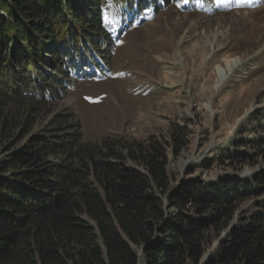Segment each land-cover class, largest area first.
Wrapping results in <instances>:
<instances>
[{
	"label": "trees",
	"instance_id": "16d2710c",
	"mask_svg": "<svg viewBox=\"0 0 264 264\" xmlns=\"http://www.w3.org/2000/svg\"><path fill=\"white\" fill-rule=\"evenodd\" d=\"M161 1L171 0H0V139L24 140L0 161V264H199L240 195L261 194L263 177L244 194L243 181L225 179L170 190L163 147L85 140L75 116L28 138L38 108L67 92L78 60L106 52L103 37L111 45L105 11L136 16ZM209 264H264V211Z\"/></svg>",
	"mask_w": 264,
	"mask_h": 264
},
{
	"label": "rangeland",
	"instance_id": "374dc122",
	"mask_svg": "<svg viewBox=\"0 0 264 264\" xmlns=\"http://www.w3.org/2000/svg\"><path fill=\"white\" fill-rule=\"evenodd\" d=\"M188 1H161L127 18L105 11L113 46L102 38L99 70L77 58L67 92L38 108L27 136L75 116L85 140L155 143L168 158L170 190L225 179L243 181L244 194L263 177L261 194L240 195L230 225L206 246L199 264H209L235 228L264 211V0ZM227 59L235 67L218 84ZM23 141L2 137L0 161Z\"/></svg>",
	"mask_w": 264,
	"mask_h": 264
},
{
	"label": "bare ground",
	"instance_id": "6f19581e",
	"mask_svg": "<svg viewBox=\"0 0 264 264\" xmlns=\"http://www.w3.org/2000/svg\"><path fill=\"white\" fill-rule=\"evenodd\" d=\"M235 62L236 61H234V60H228L227 59V62H226V67H225V73H221L222 74V76L219 78V80H218V84H220V82H222L224 79H225V75H227L228 73L227 72H229V70H232L234 67H235ZM233 71V70H232ZM224 74V75H223Z\"/></svg>",
	"mask_w": 264,
	"mask_h": 264
}]
</instances>
